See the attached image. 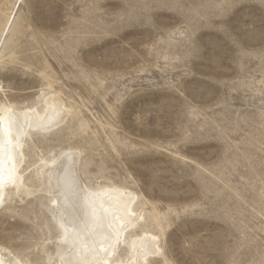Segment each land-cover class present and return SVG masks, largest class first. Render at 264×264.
Listing matches in <instances>:
<instances>
[{
  "label": "rangeland",
  "instance_id": "374dc122",
  "mask_svg": "<svg viewBox=\"0 0 264 264\" xmlns=\"http://www.w3.org/2000/svg\"><path fill=\"white\" fill-rule=\"evenodd\" d=\"M24 26L0 95L47 82L88 125L91 184L143 195L164 216L166 263L264 264V0H0ZM19 214V212H18ZM0 212V244L39 231Z\"/></svg>",
  "mask_w": 264,
  "mask_h": 264
},
{
  "label": "bare ground",
  "instance_id": "6f19581e",
  "mask_svg": "<svg viewBox=\"0 0 264 264\" xmlns=\"http://www.w3.org/2000/svg\"><path fill=\"white\" fill-rule=\"evenodd\" d=\"M24 26L0 22V64L11 63ZM47 82L36 101L0 99V212L21 215L39 231L21 250L0 244V264L166 263L164 216L141 194L113 183L92 185L85 147L60 141L88 125ZM6 89L0 83V95Z\"/></svg>",
  "mask_w": 264,
  "mask_h": 264
}]
</instances>
